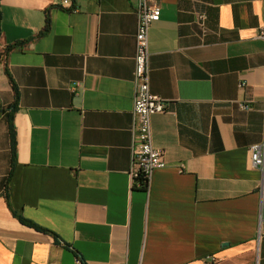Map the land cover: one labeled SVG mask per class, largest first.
<instances>
[{
	"label": "crops",
	"instance_id": "1",
	"mask_svg": "<svg viewBox=\"0 0 264 264\" xmlns=\"http://www.w3.org/2000/svg\"><path fill=\"white\" fill-rule=\"evenodd\" d=\"M159 1L150 83L167 101L153 119L167 165L141 188L134 1L2 0L0 97L15 99L8 66L19 98L15 161L0 119V264H264L250 152L264 138V0Z\"/></svg>",
	"mask_w": 264,
	"mask_h": 264
},
{
	"label": "built area",
	"instance_id": "2",
	"mask_svg": "<svg viewBox=\"0 0 264 264\" xmlns=\"http://www.w3.org/2000/svg\"><path fill=\"white\" fill-rule=\"evenodd\" d=\"M73 0H60L68 5ZM138 15L135 56L134 129L137 143L133 152L131 179L134 186L149 187L157 168L167 165L164 150L153 143L155 130L153 119L167 113V101L153 93L150 83V29L160 20L162 9L159 0H133ZM204 18V14L201 15ZM264 39V26L259 30ZM252 164L264 176V138L250 147ZM187 170L184 164L181 171ZM106 208V205H103ZM264 224V202L261 207L260 229ZM77 261H81L78 256ZM258 264V263H256Z\"/></svg>",
	"mask_w": 264,
	"mask_h": 264
},
{
	"label": "trees",
	"instance_id": "3",
	"mask_svg": "<svg viewBox=\"0 0 264 264\" xmlns=\"http://www.w3.org/2000/svg\"><path fill=\"white\" fill-rule=\"evenodd\" d=\"M1 2H2V0H0V39H1V36H2V33H3V27H2L3 15H2V9H1ZM20 44H22V43L20 42V43H15L14 45L7 46V49L10 50L12 48L17 47ZM6 71H7V74L9 76V80H10L12 86H13L15 99H14L13 102H11L8 105H6L5 108H1V111L3 112V115L6 116L8 122H9V136H10V141H11V148H12V151H13V161H15L16 160V155H17V134H16L15 123H14V114H13V112L18 108L17 99L19 98V90H18V87H17V85L15 83V80H14L12 74L9 71L8 66H6ZM10 174H12V169H11V173ZM9 177H10V175H9ZM3 193H4V195L7 198H9L10 191H9V185L8 184L5 185V189H4ZM20 220L22 222L28 224V225H31V226H34L36 228L51 232L49 229H47L45 227H42V226L38 225L37 223L33 222L32 220L27 219V218H25L23 216H20ZM52 233L55 235L56 241L61 243L62 242L61 237L59 235H57L56 233H54V232H52Z\"/></svg>",
	"mask_w": 264,
	"mask_h": 264
},
{
	"label": "rangeland",
	"instance_id": "4",
	"mask_svg": "<svg viewBox=\"0 0 264 264\" xmlns=\"http://www.w3.org/2000/svg\"><path fill=\"white\" fill-rule=\"evenodd\" d=\"M0 119L3 116V112L1 111V108H5L7 103H5L4 101H2L1 97H0Z\"/></svg>",
	"mask_w": 264,
	"mask_h": 264
}]
</instances>
